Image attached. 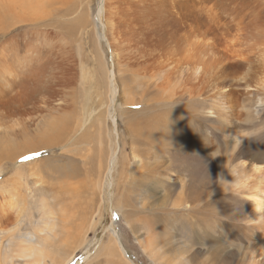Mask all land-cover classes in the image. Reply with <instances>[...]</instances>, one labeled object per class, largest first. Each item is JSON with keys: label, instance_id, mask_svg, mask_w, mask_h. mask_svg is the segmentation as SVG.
<instances>
[{"label": "bare ground", "instance_id": "6f19581e", "mask_svg": "<svg viewBox=\"0 0 264 264\" xmlns=\"http://www.w3.org/2000/svg\"><path fill=\"white\" fill-rule=\"evenodd\" d=\"M52 1L0 0V174L4 172L3 161L11 164L14 170V161L21 156L44 149L65 150L85 139L81 138L86 126L83 119L78 122V127L69 124L74 118L72 111L68 110L74 100L71 92L67 94L68 105L64 108L57 110V105L52 106L50 101L54 94H58L55 91L60 83L63 89V80L59 82L55 78V74L63 75V70L53 67L50 73L47 72L52 67L49 66L52 63L48 52L53 38L48 36L52 32H47V20L51 14L62 11L66 4V0H54L61 5L52 12L49 10ZM115 5H108V0H103L98 14L100 22L102 15L107 21L106 36L108 30V43L114 51L118 47H114L111 35V26L116 17V10L111 9ZM119 5L126 17L127 41L122 46H126V64L131 76L128 83L116 69L108 70L111 74L110 81H107L108 94L112 93L115 101L120 96L124 104L117 106L120 109L138 104L139 97L133 95L132 84L140 83L143 96L149 99L153 97L150 100L153 107L167 105L180 109L188 105L187 120L201 128L199 139L207 136L210 132L208 127L226 137L231 136L234 153L240 159L239 172H234L240 200L250 208L255 228L264 232V151L253 155L247 154L244 149L247 143L250 144L251 133H257V136L264 132V0H128V3L123 0ZM120 22L122 34L121 18ZM106 36L100 35L98 40L106 41ZM62 93H59V98ZM156 95L160 99H155ZM110 108L109 101L107 111L97 112L94 118L97 140L102 145L104 120L109 117ZM172 121L166 114V118L158 120L157 126L159 129L168 126L171 132H176L177 124ZM106 126L109 129L107 121ZM112 128L119 135L118 125L114 124ZM157 134L158 138L162 137L160 131ZM16 143H20V148L10 149ZM189 145L191 152L196 148L197 152L206 153L207 143L202 146L199 140H193ZM109 149L110 156H101L88 175L90 214L79 220V217L68 213L66 207L57 206L56 203L52 208L42 205L39 218L31 219L24 225H20L18 218L11 232L0 236V264H45L51 253L69 244L73 246L72 253H65L62 264H74L72 260L77 250L84 247L86 254H90L95 246L96 255L91 254L85 263L104 257L110 264H129L123 258L126 253L124 247L119 246L116 239L118 234L116 236L114 224L118 222L108 228V234L101 238L100 244L96 243L97 238L92 240L88 236L101 222L102 200L98 201L97 198L108 187L112 157H115L113 166L117 172L120 155L117 153L118 156H115V145L114 150L111 146ZM79 155L82 157L81 153ZM40 159H31L27 164H43ZM21 170V167L15 169ZM146 170L148 174L144 173L142 177L150 179V183H144L159 185L158 177L153 178L158 173L155 166L150 165ZM170 173H173L172 169L167 178L168 181L172 180L174 188L171 192L156 187L160 193H164L157 199V192L150 187L149 196L157 200L151 208L171 210L174 215L181 211L186 217L185 222L180 221L178 225L183 226L184 235L190 239L185 242V249H179V256L189 257L194 246H201L199 241L202 238L207 241L204 226L198 224L207 207L202 196L194 200L187 193L189 170L182 175L177 172L173 176ZM77 175V171L70 166L65 177L73 182ZM119 176V179L112 177L113 198L115 208L123 219L117 224L118 232L124 235L127 231L133 233L135 229L129 222L131 214L124 207L129 203L125 200L128 197L125 190L128 181L127 178L126 181L123 179L120 172ZM119 180L124 184V193H121ZM70 186L75 185L69 183L61 188L60 200L68 193ZM144 188L146 191L147 187ZM58 199L56 196L55 201ZM151 225L150 222L145 225L147 232H153ZM260 237L263 243V235ZM105 238L106 242L103 240ZM160 245L162 248L169 246L171 251H175L170 244L162 242ZM142 249L148 252V249ZM252 252L251 262L262 264L264 244ZM246 258L249 259L248 256ZM211 262L214 264V260ZM159 263L166 264L164 257H160Z\"/></svg>", "mask_w": 264, "mask_h": 264}, {"label": "rangeland", "instance_id": "374dc122", "mask_svg": "<svg viewBox=\"0 0 264 264\" xmlns=\"http://www.w3.org/2000/svg\"><path fill=\"white\" fill-rule=\"evenodd\" d=\"M125 1L128 3V0ZM55 3L54 0L50 3L49 10L52 12L61 5V3ZM122 3L123 0L115 2L108 0V5L117 4L111 9L116 10V17L111 26L114 47L118 46L115 51L108 43L110 39L108 30L106 36L105 24L107 25V21L104 15H102V22L98 19L103 0H66L63 10L59 12L61 14L54 13L48 18L47 26L49 25V27L47 28L49 29L47 32H52L48 36L53 38L51 39L52 46L49 47L50 51L48 52L51 54L49 61L52 63L49 66L52 67H49L47 72L50 73L53 67L59 71L63 70V75L55 74V78L59 82L63 80V89L60 87V83L55 91L58 94H54L50 101L52 106L57 105V110L61 107L64 108L68 105L67 94L71 92L74 100L68 110L72 111L74 118L73 122H69V124L78 127V122L83 119L86 126L81 138L85 139L65 150L48 151L44 149L21 156L15 159L13 164L15 169L21 167V171L13 170L12 165L7 161L2 162L4 172L0 174V236L2 233L3 235L10 233V230L17 225L18 218L21 221L20 225L26 224L31 219H38L42 205L52 208L58 203L57 206L66 207L67 212L79 217V220L87 213L90 214V195L87 190L88 175L101 156L103 158L110 156L109 147L111 146L114 150L115 145L114 154L115 156L120 155L117 172L113 166L115 157H112L109 162L108 187L97 198L98 201L102 200L101 222L95 231L89 232L90 239L97 238L96 243L100 244L101 238L108 234V228L115 222L119 224L123 220L115 208L114 184L112 183V177L119 179L120 172L123 174V179L126 181L127 178L128 181L125 184V190L128 191V197L125 200L129 203L124 207L131 214L129 222L135 230L133 233L127 231L122 235L118 232L120 229L117 224L114 225H116V236L118 234L116 238L118 245L124 247L126 252L123 258L129 264H160V257H164L166 264H212L213 260L214 264H253L250 260L252 251L264 244V241L263 243L260 241L261 235L264 238V232L255 228L250 208L243 203L242 199L240 200L236 186L237 176L234 175V172H239L240 159L234 153L232 137H226L220 134L221 132L212 131L208 127L210 132L206 137L201 136L199 139L201 128L197 125L195 127L187 120V113L190 110L188 105V108L183 105L180 109H176L179 107L170 108L167 105L153 107L150 102L153 97L149 99L143 96L140 83L132 84L133 95L139 97L138 102L140 103L138 104L120 109L119 105H124L120 96L115 101V98L111 97L112 93L108 94L107 81H110L111 75L108 70L116 69V72L122 74V78L130 83L131 75L126 64V46H122L127 41L126 17L119 5ZM119 16L122 19V34H120ZM108 18L110 19V13ZM100 35L106 36V41L105 39L99 41L98 36ZM114 61L116 62L115 68ZM61 67L62 69H59ZM61 89L63 93L59 98ZM156 98L160 99V96L156 95ZM109 101L111 113L108 114L109 117L106 120L103 119L104 138H102V142L104 145H102L97 140V127L94 118L97 112L107 111ZM170 109L172 112L169 111ZM194 112L196 113V111ZM166 114L173 119V123L177 124V133L171 132L168 126L158 128V120L166 118ZM106 121L109 129L106 126ZM114 124L119 127L117 128L119 135L112 128ZM158 131L162 134L160 138H158ZM109 132L110 135H108ZM256 134L249 135L250 144L247 143L244 148L247 154L257 155L264 151V132L261 135L256 136ZM193 140H199L202 146L207 143L206 153L197 152L196 148L194 152L189 151L191 149L189 144ZM19 148L20 143L10 146V149L18 150ZM80 153L82 157L79 155ZM26 157H34L33 160L41 158L43 164L30 166L27 163L31 159H25ZM150 165H154L158 172L157 176L155 175L153 178L158 177L159 185L145 184L146 181L150 183V179H146L142 175L148 174L146 168ZM70 166L78 174L73 182L65 177ZM171 169L173 173L170 174L173 176L174 173L178 172L182 175L185 170H189L187 193L194 200L202 196L207 207L198 224L204 226L203 230L207 234L208 242L202 238L199 241L201 246H194L189 257L179 256V249H185V242L190 239L184 235L183 226L178 225L180 221L185 222L186 217L181 211L174 215L171 210L163 211V208L159 210L151 208L153 207L152 203H156L157 200L149 196L150 187L157 192V199L164 195V190L171 192V189L174 188L172 180H167L168 172ZM166 170L169 171L166 172ZM119 182L121 193H124V184L121 180ZM69 183L75 186H70L68 193H65L60 200L61 188L66 187ZM155 183L157 182L155 181ZM144 186L147 187L146 191ZM156 187H160L163 190L162 193ZM56 196L59 201H55ZM194 202L197 206V202ZM196 216L198 217L197 211ZM148 222L150 225L152 224L150 229H153V232L146 231L145 225ZM172 224L174 226L169 227ZM103 240L107 241L106 238ZM162 242L170 244L175 251H171L169 246L162 248L160 245ZM93 243L90 244V248ZM142 247L148 249V252H145ZM72 250L73 246L71 247L70 244L62 246L57 252L51 253L50 259H47L45 264H62L66 254H71ZM96 253L97 246L92 248L90 254H86V248L83 247L75 252L72 261L74 264H84L91 254L95 256ZM103 258L100 257L99 260L85 264H110ZM262 260L264 261V259Z\"/></svg>", "mask_w": 264, "mask_h": 264}, {"label": "snow or ice", "instance_id": "6c2138e0", "mask_svg": "<svg viewBox=\"0 0 264 264\" xmlns=\"http://www.w3.org/2000/svg\"><path fill=\"white\" fill-rule=\"evenodd\" d=\"M32 158H34V157H26L25 159H32Z\"/></svg>", "mask_w": 264, "mask_h": 264}]
</instances>
